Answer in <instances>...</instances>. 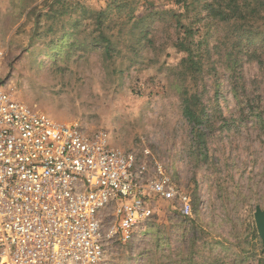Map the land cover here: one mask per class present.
<instances>
[{"label":"rangeland","instance_id":"rangeland-1","mask_svg":"<svg viewBox=\"0 0 264 264\" xmlns=\"http://www.w3.org/2000/svg\"><path fill=\"white\" fill-rule=\"evenodd\" d=\"M205 1L0 0V85L56 121L107 132L192 196V217L163 202L126 243L103 209L101 264H264V6L237 35Z\"/></svg>","mask_w":264,"mask_h":264},{"label":"built area","instance_id":"built-area-1","mask_svg":"<svg viewBox=\"0 0 264 264\" xmlns=\"http://www.w3.org/2000/svg\"><path fill=\"white\" fill-rule=\"evenodd\" d=\"M3 60L0 47V76ZM163 202L193 216L190 193L107 132L56 121L0 85V264H101L103 209L126 243Z\"/></svg>","mask_w":264,"mask_h":264},{"label":"trees","instance_id":"trees-1","mask_svg":"<svg viewBox=\"0 0 264 264\" xmlns=\"http://www.w3.org/2000/svg\"><path fill=\"white\" fill-rule=\"evenodd\" d=\"M205 7L208 9L209 14L224 23L232 24L237 29V35L240 31L245 29L248 24L244 21L252 20L251 17H254L255 12L258 14L261 10L260 7L264 6V0H256L254 6L242 4L240 0H213V1H205ZM252 6V7H251ZM105 13L104 10L99 11L97 13V22L98 24H102V15ZM242 22V23H240ZM239 23V24H238ZM264 27V24H263ZM264 34V28L263 31L260 32ZM184 40V38H183ZM181 41L180 48L181 50L184 49L189 52L188 61L198 64V61H195L193 57V52L190 47L189 43H184V41ZM111 39H109V43L106 46V50L111 51L112 46ZM260 62H263L261 59ZM195 65V66H196ZM182 104H183V111L188 120L193 124V128L199 132V137L202 138V133L197 128L199 124L202 122V117L200 113L195 109L197 107V102H194L191 97L187 95V93L182 94ZM184 217V216H183Z\"/></svg>","mask_w":264,"mask_h":264},{"label":"water","instance_id":"water-1","mask_svg":"<svg viewBox=\"0 0 264 264\" xmlns=\"http://www.w3.org/2000/svg\"><path fill=\"white\" fill-rule=\"evenodd\" d=\"M256 222L259 234L264 243V210H262L260 207H258L256 211Z\"/></svg>","mask_w":264,"mask_h":264}]
</instances>
